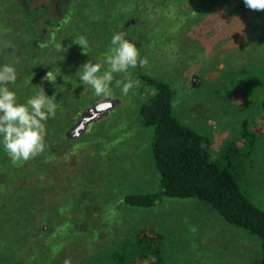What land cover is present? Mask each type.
Wrapping results in <instances>:
<instances>
[{"label": "rangeland", "instance_id": "374dc122", "mask_svg": "<svg viewBox=\"0 0 264 264\" xmlns=\"http://www.w3.org/2000/svg\"><path fill=\"white\" fill-rule=\"evenodd\" d=\"M91 2L80 4L76 19L64 27L60 36L63 39L71 29H77L84 40L88 39V51L99 57L111 47V38L117 32L111 22L118 15L112 16L111 3L103 1L102 7H96L93 4L98 3ZM186 2L171 0L165 10L150 12L149 22L144 25L145 35H138L133 41L139 56L147 58V64L138 62L135 68L114 73L110 95H96L80 79L74 90L62 92L68 105L83 108L75 114L67 107L62 116L56 108L54 114L59 115V120L48 131L65 143H77L80 155L54 170L58 174V190L54 191L73 194L84 213H77L75 218L80 230L68 238V232L61 234L60 246L55 250L44 251L41 247L58 230L50 218L52 207L59 212L56 205L67 209L71 204L67 200L57 204L56 198L55 205L52 196L35 210L30 205L21 209L17 202L19 191L29 201L32 190L44 188L50 173L45 175V169L30 168L17 171V166L3 155L0 137V264H64L66 259L71 264H110L114 248L141 231L162 247L164 264H258V239L227 224L207 203L166 199L149 209L121 205L120 197L125 193L155 190L159 184L150 162V133L139 129L130 134L129 130L136 123L146 92L152 91L135 76L141 71L160 76L177 88L176 115L212 138L214 155L224 157V163L232 160V171L243 189L264 208V92L260 98L253 96V104L243 112L238 106L241 97L234 98L229 78L242 69L247 76L250 62L264 64V11L248 9L243 0ZM89 4L90 8H86ZM35 12L30 11L29 15ZM28 42L23 47L32 48L31 39ZM13 48L16 47L0 41V62L14 54ZM62 51L57 56L48 48L43 52L44 59L39 60L45 68L40 72H51L50 80H54V74L63 80V74L74 62H82L78 71L90 60L97 63L90 53L85 57L77 53L79 60L74 61L73 54ZM117 80L132 81L127 95L122 94L123 84L116 86ZM11 85L14 84L7 87L14 91ZM117 126L125 134L128 130L130 136L112 141L110 150L100 147L99 154L98 147L105 146L104 139L108 142ZM248 129L257 134L255 147L250 155L238 156L235 150ZM119 136L116 132L112 137ZM53 140L46 142L51 145ZM102 160L112 162L104 164ZM83 225L92 226V230L82 228ZM49 253L52 254L46 255Z\"/></svg>", "mask_w": 264, "mask_h": 264}, {"label": "trees", "instance_id": "16d2710c", "mask_svg": "<svg viewBox=\"0 0 264 264\" xmlns=\"http://www.w3.org/2000/svg\"><path fill=\"white\" fill-rule=\"evenodd\" d=\"M88 1L91 2L90 0H64V3L62 0H0V41L16 47L13 48L14 54L8 57L6 62L0 63L8 64L16 70L17 79L11 86L16 91L19 103H24L25 99L37 95L40 91L38 87H41L49 98L55 96L60 116L66 112L67 107L70 112L75 114L83 108L68 105L62 95L63 91H72L76 88L79 81L78 67L82 62L71 64L69 71L63 74V80L62 78L57 79L54 74V78L51 77L54 82H50L42 78L47 73L40 72L45 68L39 60L44 59L43 52L49 48V51L57 56L62 50L63 53L64 51L70 52L71 55L73 54L74 61L79 60L80 56L77 53L84 57L90 53L92 55L90 58L95 59L96 64L102 65L101 69L109 67L106 63L107 53H104L103 57L100 54L99 57H95L96 52L93 54L88 51L90 49L87 43L88 39L85 40V43L78 45L80 44L79 38L82 36L79 35L77 29H71L70 35L63 39L60 36L64 27L76 19L75 15L80 4L89 3ZM103 1L111 3L109 8L112 11V16L113 13L118 15L113 17L115 20L111 22L113 26H117L115 33H124L125 39L133 43L134 40H137L138 35H145L144 25L149 22L150 12H155L159 8L165 10L167 2L171 0H147L148 3L145 4H140L143 0H92L98 4L91 3L96 7H102ZM186 1L188 4L191 3L189 0ZM55 4L56 6H54ZM86 8H90V4ZM146 8L150 9L146 10ZM30 11L36 12L29 15ZM30 39L32 48L23 47L22 44L29 43ZM141 59L142 57L139 56L138 62ZM60 70L63 72V67H60ZM244 70L235 71L232 73L234 76H229L232 85L231 91L235 90L234 98L237 95L241 97L238 106L243 112L253 104V96L260 98L264 92V64L248 63L246 71L249 74L247 76ZM242 75L245 76L242 78ZM135 76L149 86L152 91L146 92V97L139 104L136 113V123L133 129H128L131 131L130 134L139 129L150 133V162L158 174L159 184L155 190L125 193L120 197L121 205L136 209H149L166 199L197 200L207 203L227 224L258 239L260 254L257 261L258 264H264V208L255 203L243 189L232 171V160L227 159V162L224 163V157L215 156L212 138L187 125L176 115L175 103L178 91L171 82L152 73L141 71L137 72ZM195 78L199 80L198 76ZM197 84L201 85L199 82ZM74 108L76 109L74 110ZM59 115L50 114L47 121L44 122L47 131L42 153L27 161H14L6 152L3 153L17 166V171L30 168L34 171L45 169V175L50 173V178L46 181L44 188L40 190L34 188L29 196V201L23 199L24 196L19 191L17 202L21 209L30 205L32 210H35L42 201H50L52 196L55 205L56 198L59 199L57 204L64 200L71 204L67 209L65 205H56L59 212H55L52 207L50 218L56 222L55 229L58 230L53 237H49L42 243L41 247L44 251L46 249L52 251L60 246L59 239H62V235L66 232L70 234L66 238L78 232L80 226L77 221L79 220L75 218L77 213L80 215L84 213L77 205V198L73 199V194L68 195V193H64L65 191H59L56 194L57 191H54L58 190L56 184L58 174L54 170H59L65 162H68V159L71 160L80 155L78 152L80 146L77 143H65L59 137H53L48 131L59 120ZM115 130L108 142L104 139L105 146L98 147L99 154L101 153L100 147L110 150L112 141L117 142L128 135L130 136L128 130L125 134L121 126H117ZM116 132L120 136L113 138L112 136ZM53 138L51 145L46 142ZM256 141V132L246 130L242 136V143L235 152L238 156L250 155ZM83 149L86 150L84 147ZM110 162L112 161H103L104 164H110ZM37 202L39 203L37 204ZM41 208L44 210V207ZM81 227L92 230V226L87 228L83 225ZM163 253L162 247L141 231L132 239L122 240L111 252L109 260L110 264H164Z\"/></svg>", "mask_w": 264, "mask_h": 264}, {"label": "clouds", "instance_id": "9594fccd", "mask_svg": "<svg viewBox=\"0 0 264 264\" xmlns=\"http://www.w3.org/2000/svg\"><path fill=\"white\" fill-rule=\"evenodd\" d=\"M245 6L252 11H264V0H243ZM80 44L85 43L83 37L79 38ZM77 44L75 41H73ZM86 54V53H84ZM139 52L136 45L125 39L124 33L114 34L111 38V47L106 54L108 69L101 72L102 65L88 61L81 66L77 76L84 85H89L96 95H110L109 84L113 81L114 73L126 72L130 67L135 68L138 63ZM141 65L147 64V58L139 60ZM48 72L45 79H49ZM16 70L5 64L0 67V137L5 152L14 161H27L44 151V138L46 135L45 123L50 114L57 108L55 96L49 98L43 88L37 95L27 99L26 103H18L16 93L7 87L15 84ZM123 95H127L133 87L131 80L122 82L117 80L116 86L120 87ZM64 264H71L66 259Z\"/></svg>", "mask_w": 264, "mask_h": 264}]
</instances>
